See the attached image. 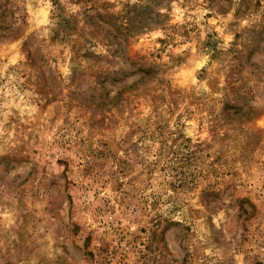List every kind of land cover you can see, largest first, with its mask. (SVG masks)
I'll use <instances>...</instances> for the list:
<instances>
[{
    "label": "rangeland",
    "instance_id": "rangeland-1",
    "mask_svg": "<svg viewBox=\"0 0 264 264\" xmlns=\"http://www.w3.org/2000/svg\"><path fill=\"white\" fill-rule=\"evenodd\" d=\"M0 264H264V0H0Z\"/></svg>",
    "mask_w": 264,
    "mask_h": 264
}]
</instances>
